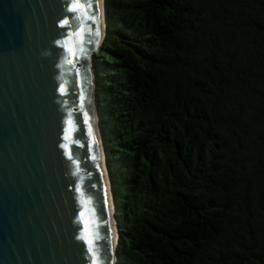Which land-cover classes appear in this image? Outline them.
<instances>
[{
    "label": "trees",
    "instance_id": "1",
    "mask_svg": "<svg viewBox=\"0 0 264 264\" xmlns=\"http://www.w3.org/2000/svg\"><path fill=\"white\" fill-rule=\"evenodd\" d=\"M104 16L117 264H264V0H104Z\"/></svg>",
    "mask_w": 264,
    "mask_h": 264
},
{
    "label": "water",
    "instance_id": "2",
    "mask_svg": "<svg viewBox=\"0 0 264 264\" xmlns=\"http://www.w3.org/2000/svg\"><path fill=\"white\" fill-rule=\"evenodd\" d=\"M101 31L100 0H0V264H117Z\"/></svg>",
    "mask_w": 264,
    "mask_h": 264
},
{
    "label": "bare ground",
    "instance_id": "3",
    "mask_svg": "<svg viewBox=\"0 0 264 264\" xmlns=\"http://www.w3.org/2000/svg\"><path fill=\"white\" fill-rule=\"evenodd\" d=\"M100 14H101V28H102V31H101V41L104 39V36H105V26H104V4H103V0H100ZM102 149V147H101ZM102 161L103 160V157H102ZM103 167H104V172H105V176H106V183H107V194H108V198H109V201H110V206H111V209L113 211V208H114V212H115V204H114V200H113V193H112V189H111V182H110V179H109V172L108 169H106V165L104 164L103 162ZM113 207V208H112ZM116 240H117V235L115 233V245H116Z\"/></svg>",
    "mask_w": 264,
    "mask_h": 264
},
{
    "label": "snow or ice",
    "instance_id": "4",
    "mask_svg": "<svg viewBox=\"0 0 264 264\" xmlns=\"http://www.w3.org/2000/svg\"><path fill=\"white\" fill-rule=\"evenodd\" d=\"M61 91H63V89H61Z\"/></svg>",
    "mask_w": 264,
    "mask_h": 264
}]
</instances>
